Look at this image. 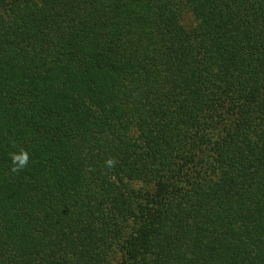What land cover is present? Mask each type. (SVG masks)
<instances>
[{"label":"trees","instance_id":"1","mask_svg":"<svg viewBox=\"0 0 264 264\" xmlns=\"http://www.w3.org/2000/svg\"><path fill=\"white\" fill-rule=\"evenodd\" d=\"M0 264H264V0H0Z\"/></svg>","mask_w":264,"mask_h":264},{"label":"clouds","instance_id":"2","mask_svg":"<svg viewBox=\"0 0 264 264\" xmlns=\"http://www.w3.org/2000/svg\"><path fill=\"white\" fill-rule=\"evenodd\" d=\"M29 159V153L23 148H21L19 151L10 153V171L13 173H19L28 166ZM105 163L109 168L115 166V160L113 158H108Z\"/></svg>","mask_w":264,"mask_h":264}]
</instances>
